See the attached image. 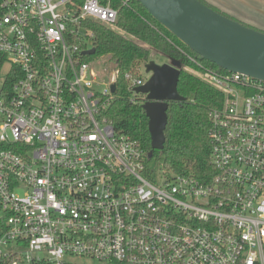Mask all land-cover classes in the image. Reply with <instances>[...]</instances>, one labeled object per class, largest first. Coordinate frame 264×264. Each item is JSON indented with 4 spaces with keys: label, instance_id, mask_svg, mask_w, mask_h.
<instances>
[{
    "label": "built area",
    "instance_id": "1",
    "mask_svg": "<svg viewBox=\"0 0 264 264\" xmlns=\"http://www.w3.org/2000/svg\"><path fill=\"white\" fill-rule=\"evenodd\" d=\"M117 18L111 0H0V264H264V79L191 58L225 95L216 172L147 170L103 115L116 72L85 59L90 21Z\"/></svg>",
    "mask_w": 264,
    "mask_h": 264
},
{
    "label": "trees",
    "instance_id": "2",
    "mask_svg": "<svg viewBox=\"0 0 264 264\" xmlns=\"http://www.w3.org/2000/svg\"><path fill=\"white\" fill-rule=\"evenodd\" d=\"M200 1L210 6L204 0ZM111 5L118 11L115 24L90 21L94 52L85 56L95 64L111 62L116 72V92L103 115L117 132L127 135L143 148L146 168L151 169L149 117L143 107L146 95H135L131 91L126 73H138L142 64L152 60V53L167 57L181 70L177 89L184 100L169 101L164 147L154 150L152 158L168 172L208 179L216 172L211 160L208 112L222 106L225 95L201 78L198 66L191 58L220 71L227 70L193 50L155 18L140 0H111ZM14 80L10 76L8 85ZM7 147L10 145L0 143V150ZM7 218L8 214L0 205V237L6 229Z\"/></svg>",
    "mask_w": 264,
    "mask_h": 264
},
{
    "label": "water",
    "instance_id": "3",
    "mask_svg": "<svg viewBox=\"0 0 264 264\" xmlns=\"http://www.w3.org/2000/svg\"><path fill=\"white\" fill-rule=\"evenodd\" d=\"M149 12L203 58L228 71L264 79V33L231 19L200 0H140ZM94 52V48L87 51ZM149 78L135 88L146 95L143 104L149 117L152 150L165 143L169 101L184 100L177 85L180 68L174 62L145 64ZM111 90L116 92L115 83Z\"/></svg>",
    "mask_w": 264,
    "mask_h": 264
},
{
    "label": "rangeland",
    "instance_id": "4",
    "mask_svg": "<svg viewBox=\"0 0 264 264\" xmlns=\"http://www.w3.org/2000/svg\"><path fill=\"white\" fill-rule=\"evenodd\" d=\"M214 10L219 13L234 19L246 26L253 28L254 30L264 33V0H204ZM152 60L158 63L172 62L165 56L158 53H152ZM112 63L107 62L103 64L97 62L95 64L97 70L105 80H109L113 77ZM10 63H6L3 71H8ZM140 75L144 78H149L150 73L146 72L145 64H142L139 68ZM139 95L144 96L145 94L140 93ZM156 160L151 158L150 167L151 169L156 166Z\"/></svg>",
    "mask_w": 264,
    "mask_h": 264
}]
</instances>
